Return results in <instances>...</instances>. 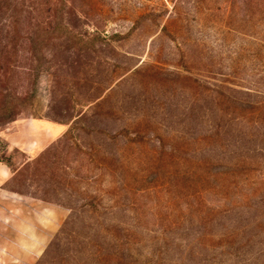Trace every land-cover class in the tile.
I'll return each instance as SVG.
<instances>
[{"label":"rangeland","instance_id":"rangeland-1","mask_svg":"<svg viewBox=\"0 0 264 264\" xmlns=\"http://www.w3.org/2000/svg\"><path fill=\"white\" fill-rule=\"evenodd\" d=\"M6 45L0 264H264V13L3 0Z\"/></svg>","mask_w":264,"mask_h":264},{"label":"trees","instance_id":"trees-1","mask_svg":"<svg viewBox=\"0 0 264 264\" xmlns=\"http://www.w3.org/2000/svg\"><path fill=\"white\" fill-rule=\"evenodd\" d=\"M3 0H0V5H2ZM233 2V1H232ZM235 2V1H234ZM244 5H246L247 9L251 11L252 15L258 14V13H264V0H244ZM10 54H12V51L7 48L6 46H3V48L0 49V58H7L10 57ZM2 98H0V104L2 103ZM14 116L11 114L9 115V120H14ZM71 135V132H67L65 134L66 138H69ZM44 156H42L39 160ZM120 234H115V241L118 247V252L120 255L127 254L131 257L135 255H144V253H147V250L142 248L145 245V242H143V239H139L135 233L133 232L134 229H132L128 225L121 224L120 227ZM151 247V246H150ZM153 248V247H152ZM146 250V251H144ZM149 251V250H148ZM157 251V249H156ZM155 254V248L148 254L150 256Z\"/></svg>","mask_w":264,"mask_h":264}]
</instances>
